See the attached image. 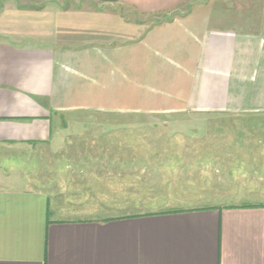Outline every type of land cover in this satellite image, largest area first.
I'll return each mask as SVG.
<instances>
[{
  "label": "crops",
  "instance_id": "crops-1",
  "mask_svg": "<svg viewBox=\"0 0 264 264\" xmlns=\"http://www.w3.org/2000/svg\"><path fill=\"white\" fill-rule=\"evenodd\" d=\"M71 1L0 0V151L63 157L71 136L93 138L84 176L99 217L67 218L61 210L83 202L31 187L23 177L42 165L8 175L0 167V264H264V203L123 214L163 205L176 190L152 172L133 181L132 141L120 131L132 123L111 119L155 118L189 138L216 124L264 123V0L185 9L193 0ZM107 5L163 19L133 30ZM134 186L144 205L134 204Z\"/></svg>",
  "mask_w": 264,
  "mask_h": 264
},
{
  "label": "rangeland",
  "instance_id": "rangeland-1",
  "mask_svg": "<svg viewBox=\"0 0 264 264\" xmlns=\"http://www.w3.org/2000/svg\"><path fill=\"white\" fill-rule=\"evenodd\" d=\"M198 1L202 0H193L184 9L192 7V4ZM88 2L96 6L106 5L101 2L95 3L94 0H75L66 3L65 6L80 7L89 5ZM51 4L53 5V2ZM51 4L48 3L43 7H52ZM107 6L116 8L133 30L140 28V31H145L163 19L161 15L138 14L128 6ZM136 34L138 35L134 33ZM97 119L104 118L91 116L85 118V120ZM111 119L132 123L130 128L120 131L124 134L123 137L132 141L131 152L128 146L124 147L127 148L126 154L132 155L133 158L131 162L133 167L129 169L130 171L127 170V173L134 175L133 181H140L139 176H144V171L148 174L152 172L157 176L163 175L166 181L174 183L176 190L166 194L163 205H154L146 210H122L123 214L179 210L217 203H264V123L258 121L253 123V120L246 119L243 126H240L242 128L232 122H228L230 123L228 125L216 124L214 128L211 127L207 132L202 133V136L189 138L184 132L177 134L172 130L166 132L161 124H155L157 123L154 121L157 120L155 118L129 115ZM138 122H143L142 127L136 125ZM68 141L69 144L62 150L63 157L60 155L61 151L58 150L59 153L55 155L46 148H36L27 152L12 148L1 150L0 167L4 168L8 175L20 168L28 169L42 165L38 175L23 177L30 180L31 187L52 192L62 203L69 204L67 200L75 199L83 202V208L62 209V215L67 218L99 217L97 216L99 210L94 208V205L100 203L98 195L92 191L90 179L84 176L85 172L92 171L94 162L85 161V154L83 155V153L92 155L98 145H95L96 142L94 143L93 138L89 137L76 139L71 136ZM78 154L81 156H77ZM78 157L82 160H75ZM35 160L36 164H34ZM28 162L31 166L25 165ZM18 178L21 177L15 175L11 178L4 177L7 183H14ZM137 189L136 186L133 187L137 193V203L134 201V204L144 205Z\"/></svg>",
  "mask_w": 264,
  "mask_h": 264
},
{
  "label": "trees",
  "instance_id": "trees-1",
  "mask_svg": "<svg viewBox=\"0 0 264 264\" xmlns=\"http://www.w3.org/2000/svg\"><path fill=\"white\" fill-rule=\"evenodd\" d=\"M166 18L168 17V16H165Z\"/></svg>",
  "mask_w": 264,
  "mask_h": 264
}]
</instances>
